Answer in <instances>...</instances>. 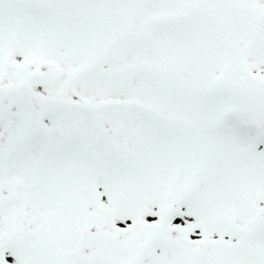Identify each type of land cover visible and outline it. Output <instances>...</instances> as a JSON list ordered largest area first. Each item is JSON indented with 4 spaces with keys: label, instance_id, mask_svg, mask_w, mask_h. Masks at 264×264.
Returning <instances> with one entry per match:
<instances>
[{
    "label": "snow or ice",
    "instance_id": "obj_1",
    "mask_svg": "<svg viewBox=\"0 0 264 264\" xmlns=\"http://www.w3.org/2000/svg\"><path fill=\"white\" fill-rule=\"evenodd\" d=\"M0 264H264V0H0Z\"/></svg>",
    "mask_w": 264,
    "mask_h": 264
}]
</instances>
